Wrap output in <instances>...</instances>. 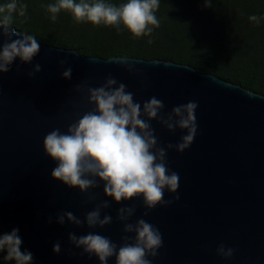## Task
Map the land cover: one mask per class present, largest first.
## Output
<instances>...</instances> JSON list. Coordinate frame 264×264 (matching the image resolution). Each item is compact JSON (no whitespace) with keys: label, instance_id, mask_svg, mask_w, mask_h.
<instances>
[{"label":"water","instance_id":"water-1","mask_svg":"<svg viewBox=\"0 0 264 264\" xmlns=\"http://www.w3.org/2000/svg\"><path fill=\"white\" fill-rule=\"evenodd\" d=\"M39 43L31 65L17 71L16 61L8 74L0 75V227L5 232L18 227L24 248L38 264H98L68 242L70 232L84 235L86 227L48 223L64 211L83 219L93 205H84L77 190L51 180L55 165L44 155L43 140L53 129L65 132L77 111L89 110L76 85L87 81L98 87L111 75L137 100L161 99L166 113L197 102L198 131L184 153L167 154L169 168L180 177L179 201L147 216L140 200L112 203L107 210L112 223L95 231L119 244L123 225L116 220L117 210L135 204L130 222L143 218L163 237L153 264H264V94L190 65L126 57L135 69L129 73L110 62L118 56L105 59ZM60 61L72 67L70 80L61 78ZM37 63L42 70L30 79ZM152 127L165 147L184 134L169 133L155 121ZM95 194L98 201L104 199L102 187ZM164 199L173 197L165 193ZM56 241L59 255L52 252ZM220 244L235 250L230 260L216 255ZM108 264H115L114 258Z\"/></svg>","mask_w":264,"mask_h":264},{"label":"clouds","instance_id":"clouds-1","mask_svg":"<svg viewBox=\"0 0 264 264\" xmlns=\"http://www.w3.org/2000/svg\"><path fill=\"white\" fill-rule=\"evenodd\" d=\"M160 0H124L116 4L108 0H56L47 6L54 22L63 10L70 12L77 23L88 22L94 26H114L129 31L133 38L150 36L159 27L155 15ZM17 11L16 0L0 5V75L8 74L16 64L17 71L22 65H31L40 52V43L35 36L22 34L12 26L13 13ZM18 15H25V6H20ZM257 15L249 17L259 24ZM21 37L13 39V37ZM151 43V41H149ZM73 54L77 55L75 52ZM124 56L113 58L120 67L134 73V66ZM63 68L61 78L70 80L72 67ZM41 65L34 64L28 73L31 79L41 72ZM89 110L76 112V118L62 132L59 128L50 131L43 140L44 155L55 165L50 178L69 190H77L84 197V205H93L83 219L71 211L59 212L49 217L63 227L65 223L79 229L86 227L84 235L68 234V242L81 256L95 258L98 264H108L114 258L115 264H153L163 246L160 230L145 219L131 223L136 206L119 207L116 220L123 225L119 244L95 231L112 223L107 210L112 203L127 205L142 201L147 216L153 209L167 207L180 200L178 193L179 174L168 166L169 151L184 153L193 144L198 125L195 113L198 104L188 101L165 112L161 99L152 96L146 101L135 99L127 86L109 75L98 87L89 86L85 81L75 86ZM155 121L169 133L177 130L184 133L176 144L161 146L152 127ZM102 187L104 199L98 201L95 194ZM165 193L173 197L165 200ZM18 227L10 232H0V254L3 260L14 264H37L34 254L23 247ZM52 252L59 255L61 243L53 244ZM235 250L220 244L216 255L230 260Z\"/></svg>","mask_w":264,"mask_h":264},{"label":"trees","instance_id":"trees-1","mask_svg":"<svg viewBox=\"0 0 264 264\" xmlns=\"http://www.w3.org/2000/svg\"><path fill=\"white\" fill-rule=\"evenodd\" d=\"M9 2L0 0V5ZM16 2L12 26L39 42L105 59L124 56L190 65L264 94V19L259 24L249 20L252 15L264 17V0H160L155 13L159 27L140 38L123 26L77 23L63 10L53 22L47 6L56 0ZM108 2L118 6L124 0ZM22 5L23 17L18 15ZM0 232L5 231L0 227ZM0 264L14 262L0 254Z\"/></svg>","mask_w":264,"mask_h":264},{"label":"bare ground","instance_id":"bare-ground-1","mask_svg":"<svg viewBox=\"0 0 264 264\" xmlns=\"http://www.w3.org/2000/svg\"><path fill=\"white\" fill-rule=\"evenodd\" d=\"M56 46V45H55Z\"/></svg>","mask_w":264,"mask_h":264}]
</instances>
